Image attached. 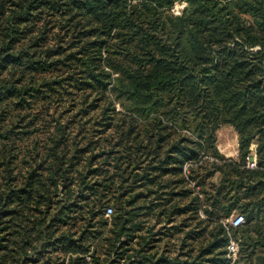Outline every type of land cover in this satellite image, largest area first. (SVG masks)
Instances as JSON below:
<instances>
[{
    "label": "trees",
    "instance_id": "obj_1",
    "mask_svg": "<svg viewBox=\"0 0 264 264\" xmlns=\"http://www.w3.org/2000/svg\"><path fill=\"white\" fill-rule=\"evenodd\" d=\"M0 264H264V0H0Z\"/></svg>",
    "mask_w": 264,
    "mask_h": 264
},
{
    "label": "rangeland",
    "instance_id": "obj_2",
    "mask_svg": "<svg viewBox=\"0 0 264 264\" xmlns=\"http://www.w3.org/2000/svg\"><path fill=\"white\" fill-rule=\"evenodd\" d=\"M183 6H184L183 1H177L174 3L173 7L171 8V11H173L174 13H178ZM66 106H67V104L61 109H64ZM115 106H116V109L121 108L118 103H116ZM51 111H52V109H51ZM54 114H55V112H54ZM216 135H217L216 143H217L218 150L226 157L237 158L238 140H237V132L235 131L233 126L230 124H226V123L222 124L217 129ZM254 145L255 144H253L252 146L254 147ZM234 152H236V153H234ZM208 157H211V156L203 155L202 159H208ZM250 158L255 159L254 156L250 157ZM185 164H186V166H185ZM185 164L183 166L184 170H185V168H189V165H195V162H192V163L188 162ZM218 174H219L218 171H216L213 176L208 177L206 179L207 180L206 185L209 186V182L215 181L217 179ZM117 182H120V179H118ZM121 184L123 185V187L120 188L121 190H123L125 188L132 187V184L128 185L127 182H125V181L121 182ZM190 186H192L196 191L199 190V188L195 187L194 183H192V182L190 183ZM140 188L135 189L134 194L136 193V191L139 192L140 190H143V191L145 190V187H140ZM202 196L203 195H201V197ZM187 201H188L187 197H184L179 201L178 205L182 206V204L186 203ZM141 203L142 202H141L140 198H138L136 203L133 205L138 206ZM136 211L140 212L141 209L136 208ZM235 213H237V210L235 212H233L232 214H235ZM197 214L199 217L205 216V214H204V212H202V210H200ZM140 216H143V215L141 214ZM230 216L222 217L219 221H216L214 223L213 222L212 223L211 222L200 223L197 220V218H194L192 216V212L187 211V212L177 213L174 220L169 224V226L171 227L170 231H169V232H171V235L166 237L165 240H168V244L164 245V246H165V248H168V251H170V253H175L177 248L179 246H181L183 236H187L188 238L185 240L186 245L184 246V249H181V250L184 251L188 248H192V250L196 251V249H197L196 247L199 246L201 244V242L204 243L206 241L207 236H211V231L214 230L216 223L218 224L219 222H222L221 224L226 225L229 222ZM227 235L229 237H231L230 239H232L234 241L236 240L235 237L232 235V232L228 229H227ZM191 237H194V238H191Z\"/></svg>",
    "mask_w": 264,
    "mask_h": 264
},
{
    "label": "built area",
    "instance_id": "obj_3",
    "mask_svg": "<svg viewBox=\"0 0 264 264\" xmlns=\"http://www.w3.org/2000/svg\"><path fill=\"white\" fill-rule=\"evenodd\" d=\"M209 159H212V157H208ZM256 165V161L254 158H248L247 161H246V166L248 167H254ZM186 166V164H185ZM106 214H109L110 213V208L108 207L106 209ZM244 220L243 218V215L242 214H239V213H236L234 215H232L230 218H229V222L232 224V225H238L240 223H242ZM227 256L229 259L233 260L235 257H236V254H237V250H238V245H237V242H235L234 240L230 239L229 242H228V245H227Z\"/></svg>",
    "mask_w": 264,
    "mask_h": 264
},
{
    "label": "crops",
    "instance_id": "obj_4",
    "mask_svg": "<svg viewBox=\"0 0 264 264\" xmlns=\"http://www.w3.org/2000/svg\"><path fill=\"white\" fill-rule=\"evenodd\" d=\"M237 150V149H236ZM234 153H236V152H234Z\"/></svg>",
    "mask_w": 264,
    "mask_h": 264
}]
</instances>
